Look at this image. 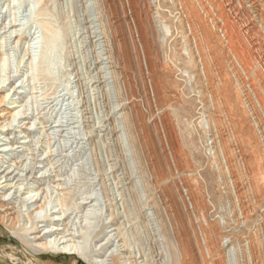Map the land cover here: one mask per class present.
<instances>
[{
  "label": "rangeland",
  "instance_id": "374dc122",
  "mask_svg": "<svg viewBox=\"0 0 264 264\" xmlns=\"http://www.w3.org/2000/svg\"><path fill=\"white\" fill-rule=\"evenodd\" d=\"M39 1L47 15L31 12L35 0H0V160L11 157L0 177L7 175L5 184L13 186L7 198L14 197L21 222L32 211L22 193L31 189L35 198L48 196L39 217H55L58 198L68 204L65 238L74 236L89 257L101 247V253L113 250L116 241L113 247L106 243L117 232L122 253L133 264H249L245 248L264 216V197L248 221L234 222L235 197L224 185L229 181L224 158L220 155L219 161L208 148L212 136L205 126L221 110L228 120L233 115L217 102L201 65L189 63L188 45L194 40L181 10L171 0H112V9L102 0ZM218 2L206 0L216 26L224 11ZM231 2L225 5L227 13L245 10L238 25L259 26L260 33L251 37L259 44L264 32L256 23L258 12L248 0ZM46 24L53 26V36L45 33ZM258 47L255 71L263 70L264 76V46ZM229 74L230 104L245 125L243 137L233 131V147L237 156L258 154L254 172L264 179V155ZM249 88L258 96L263 118L264 93L258 84ZM244 172L251 174L248 163ZM109 212L116 232L107 228ZM202 214L207 223L202 224ZM45 224H39L40 230ZM207 224L217 226L210 237L218 245L211 252L199 233ZM49 255L55 264H92L79 254ZM45 258L0 226V264H43Z\"/></svg>",
  "mask_w": 264,
  "mask_h": 264
},
{
  "label": "bare ground",
  "instance_id": "6f19581e",
  "mask_svg": "<svg viewBox=\"0 0 264 264\" xmlns=\"http://www.w3.org/2000/svg\"><path fill=\"white\" fill-rule=\"evenodd\" d=\"M171 1L175 8L178 7L181 10L182 16H184V20L188 25L187 33H189V35L194 40L192 46L188 45L189 63H191V65H194L195 67H197L199 64L201 65L204 79H206L207 82H210L213 85V93L217 102L222 104L225 108H228V110H230V113L233 115L231 116L232 118L228 120V118H226L227 116L225 117V115H222L223 112L221 110V114H218V117L216 119H214L212 116L210 117L213 119L212 123L215 126V130L213 131L211 130L212 128L210 129L211 127L210 118L206 119L205 126L207 127V129H209V131H211L212 139L215 142L214 145L215 148L213 151V153L215 152L214 156L219 157V161H220V155L224 158V167L226 170L225 173L229 175V181L225 180L224 185L226 186L227 191H229L230 189L233 190L235 197V201L233 200L231 202L233 205L231 211L232 217L236 224L238 223L244 224V222L250 219L255 207V203H257L262 197H264V179L261 175L258 174L259 172L258 173L254 172L255 164L258 161L257 158L258 154L257 155L255 154L256 155L255 156L252 152H249L246 156L245 155L241 156L240 154L237 156L234 150L233 147L234 141H232V138L237 136V134H239V136H242L245 130V125L243 124L241 118L235 115L236 111L235 109H233L234 106L230 104L232 103L231 100L233 98V93L231 94V92L228 91L229 89L227 88V82H228L227 79L228 78L229 80L231 79L229 76L230 75L229 73H231V76L235 79V82L237 83L235 87L232 86L234 87V94L237 95L236 97L240 101L239 104L240 110L243 109L245 115L248 117L250 123L253 125V126L251 125L252 132L254 133L255 140L259 143L262 149L261 151L264 155V117L262 118L259 115L261 114L260 112L261 107H260V102L257 98L258 97L257 94L255 92L251 93L249 88L250 86L252 87L253 84L254 85L258 84V87H260L261 89L260 91L264 93V76L262 75L263 70L261 72L258 71L259 69L255 71L256 63L257 62L259 63L258 61L259 56H257L258 54L255 52L256 51L255 48L257 47V45L260 48L264 46V41H263L264 39H262L264 37V34L263 37H260L262 41L259 40L258 41L259 44L255 45L253 43L254 40L252 41L251 37H255V32L260 33L259 29H257L258 25L256 26V24L254 25V23L252 22H247L244 25L237 24L239 19L242 18V15L245 14V10L243 8H239L235 11L234 15L226 12L227 10L225 5L226 4L227 6L232 5L231 1L233 0H228L229 2L227 1L225 5L223 4L224 2L218 0L220 2L221 7L224 5L223 6L224 11L222 12L220 17V25L218 24L217 26L212 23L213 14L211 15L209 10L210 8H208V4H206V0H171ZM101 2L104 3V5L107 6L109 9H112V4H113L112 0H102ZM248 3L250 4V7L252 9L258 12L259 18L256 21V23L260 22L261 29H263L264 32V1L248 0ZM31 12L37 15L44 16L47 15V12H49V10H46L45 8L41 7L39 0H35ZM43 29L48 36L54 35L53 26L51 24H46ZM213 29L217 31L218 46H220L221 51L223 53L224 62L222 61V56H219L217 53V46H215L216 45L215 41L213 42V35H214ZM117 40L119 41V39ZM235 42H239V43L236 45ZM24 43H25V49L28 48L29 42L26 41ZM121 54L124 57L128 58V53L126 50H121ZM2 71H3V64H1L0 61V72ZM2 101H3V97L0 98V103ZM14 114L12 117H14ZM9 118L10 116L6 118L5 121L7 122L5 126L8 125ZM1 125L2 124L0 123V127H4V125L3 126ZM233 131H235L237 134L234 135ZM242 144L244 143L242 142ZM10 158L11 157L7 154L5 155V157L3 156L2 159L0 160L1 173L5 174L7 170L5 166L8 165L9 162H11ZM246 163L249 164V170L251 173L250 175L244 172ZM14 164L18 165L19 163L14 162ZM256 165L258 166V164ZM4 167L6 170L5 169L2 170ZM6 177L7 175H3V177H0V226L3 227L4 231L11 233L13 236L18 238L26 248L32 251L33 254H38V253L47 254V255L48 254H79L86 260L90 261L92 264H133V262L129 260L130 258L122 253L125 251L123 248L124 245L118 244L121 239L119 238L120 237L119 233L116 232L117 229L113 227L114 224L111 223L112 216L110 212L108 213L107 218L109 220L108 223L111 225L108 226L107 228H111L110 232H116V233L112 234L111 238L107 239L108 242L106 243V245H108V243H112L115 241L117 245L114 246L113 250H109L108 254H106L107 250L101 253V249H102L101 247L100 252L99 250L93 251V253L89 254L90 255L89 257L86 254L87 251L80 250V248L78 247V243L72 241L74 239V236L68 234L69 236H71L70 239L68 240L65 238L66 236L64 233L65 232L67 233L69 231V223H65V224L63 223L68 218V216L65 217L66 211L68 210L67 208L68 204L64 202L63 199L58 198L55 201L54 208L57 211V215H55V217L53 218H45L44 216L39 217L37 215L40 212L45 211L46 209L47 202L45 201V198L47 199L48 196L44 195V198L41 199L35 198L34 195L32 194L33 190L28 189L25 193L22 194L26 195L25 197H23V199L30 202L31 204L30 207L32 208V211L28 212L26 220L24 222H21L20 219L21 217L19 216V213H21L22 211L20 208L15 206L13 202L14 197L12 198L10 197V199L7 198L8 192L13 186L12 184H5L7 182ZM35 182H37V178H35ZM60 185L61 184H57L56 186H60ZM18 189H16L15 192H19ZM89 202L84 204L86 205ZM103 207L106 208V204H104ZM206 220L207 219L205 217V214H202L201 215L202 224L207 223ZM42 223H46V224L43 226V229L40 230L39 224ZM63 224L64 227L60 228ZM27 225H30V227H28ZM216 229L217 226L215 224L213 225L207 224L205 226L199 227V231H200L199 233L202 236L206 237L205 240L210 249V252L211 250L213 251L214 248L217 247L218 245L217 242L212 240L210 237V235H212L213 233L215 234ZM193 230H191V232L192 235L195 237V232ZM105 236H107V234ZM185 237L187 236H184V238ZM180 238L182 239V237ZM251 238L252 239L246 244V248H245V253L246 256L248 257L247 262H250L249 264H264V216L261 218L260 223H257L254 226L253 237ZM194 242H195L194 243L195 248H197L196 251L197 250L200 251V247H198L200 243L198 244L196 237L194 238ZM113 244L114 243H112V245H109L108 247H113ZM179 249L181 250V248ZM179 249L177 250L176 254L178 255V259H183L182 257L184 256L183 255L184 253H182ZM28 261L30 262V259H28Z\"/></svg>",
  "mask_w": 264,
  "mask_h": 264
},
{
  "label": "crops",
  "instance_id": "0c3cea01",
  "mask_svg": "<svg viewBox=\"0 0 264 264\" xmlns=\"http://www.w3.org/2000/svg\"><path fill=\"white\" fill-rule=\"evenodd\" d=\"M48 258H45V261L43 262V264H55L56 262H54L56 259L55 258H50V255H47Z\"/></svg>",
  "mask_w": 264,
  "mask_h": 264
},
{
  "label": "built area",
  "instance_id": "2783aa9c",
  "mask_svg": "<svg viewBox=\"0 0 264 264\" xmlns=\"http://www.w3.org/2000/svg\"><path fill=\"white\" fill-rule=\"evenodd\" d=\"M210 144L208 145V148L211 150L212 154L215 155V152L213 153L214 151V145H215V142L213 141L212 137H211V140L209 141ZM183 195H186L185 193H183Z\"/></svg>",
  "mask_w": 264,
  "mask_h": 264
},
{
  "label": "water",
  "instance_id": "95a60500",
  "mask_svg": "<svg viewBox=\"0 0 264 264\" xmlns=\"http://www.w3.org/2000/svg\"><path fill=\"white\" fill-rule=\"evenodd\" d=\"M31 11H32V9H31Z\"/></svg>",
  "mask_w": 264,
  "mask_h": 264
}]
</instances>
